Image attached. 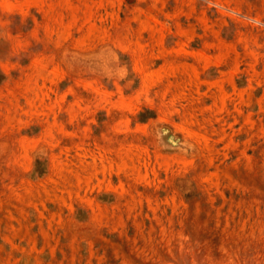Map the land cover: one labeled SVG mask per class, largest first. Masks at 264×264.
Here are the masks:
<instances>
[{"label":"rangeland","instance_id":"rangeland-1","mask_svg":"<svg viewBox=\"0 0 264 264\" xmlns=\"http://www.w3.org/2000/svg\"><path fill=\"white\" fill-rule=\"evenodd\" d=\"M199 1L0 0V215L27 225L7 264H264V55L185 36L212 8L263 37L264 8Z\"/></svg>","mask_w":264,"mask_h":264},{"label":"crops","instance_id":"crops-1","mask_svg":"<svg viewBox=\"0 0 264 264\" xmlns=\"http://www.w3.org/2000/svg\"><path fill=\"white\" fill-rule=\"evenodd\" d=\"M184 0H180L183 2ZM179 4V3H178ZM260 8H262L263 12V0L256 2ZM206 7H203V0L202 2H198V12L201 13L203 10H205ZM212 8H207L205 11H207V14L209 15L208 23H196V31H192L190 27H186L188 33L185 36H196V39L198 42H200L199 46L195 48L196 52H202L204 55H213L216 58L218 56L225 57L224 54L228 51H231L230 57L233 59H237V57H240V62H249L251 63L253 59H251L252 55L258 54L261 55L260 61L263 63L262 58L264 55V36H258L259 34L257 31L249 24L245 25L244 22L232 19L230 17L222 18L219 15H215L214 11L211 10ZM217 9V8H216ZM214 9L216 12L217 10ZM247 10H249L247 8ZM261 13V12H260ZM195 18L199 21V16L196 15ZM197 22V21H196ZM199 28V30L197 29ZM212 45H219V50H209L208 47ZM260 46V47H257ZM201 56H196L198 59ZM242 57V59H241ZM264 59V58H263ZM195 67L198 71V74L201 75L202 79L205 80L208 79L209 81H217L220 80L222 76V71H226L227 77H230V75H234V78L239 79L240 72L237 71V67L234 61H231L229 65L223 66L221 68H213L214 72L212 74H207V69L210 68V66H206V60H198L195 63ZM216 66V65H214ZM207 71V73H206ZM246 71V72H245ZM263 71V69H262ZM217 72L219 73L217 75ZM244 72V87H249L251 83H253V79H255L253 76H249L247 73V70L241 71ZM262 77V76H261ZM223 80V79H221ZM220 80V81H221ZM262 79H255L254 81L256 83H261ZM19 213H13V216L15 218L21 217L18 215ZM6 213H4L3 217L0 215V220H2L3 225L0 229L1 241H0V264H7L8 261L12 260L13 262H20L23 260L24 257H27V253H18L17 250H14L12 248V240L15 238V235H17L19 238H24L25 233L27 232V225L22 222V219L19 218L18 225L16 226L17 230L13 232H9L8 229L11 225H14L13 222H10L9 219L6 217ZM11 233V234H10ZM11 240H9V239ZM52 254V253H51Z\"/></svg>","mask_w":264,"mask_h":264},{"label":"water","instance_id":"water-1","mask_svg":"<svg viewBox=\"0 0 264 264\" xmlns=\"http://www.w3.org/2000/svg\"><path fill=\"white\" fill-rule=\"evenodd\" d=\"M157 137L159 142L166 147H183L181 137L176 135L167 125H161L158 127Z\"/></svg>","mask_w":264,"mask_h":264},{"label":"built area","instance_id":"built-area-1","mask_svg":"<svg viewBox=\"0 0 264 264\" xmlns=\"http://www.w3.org/2000/svg\"><path fill=\"white\" fill-rule=\"evenodd\" d=\"M228 11V13H233L234 15H236L237 17H244V18H247L248 20H250V21H253V22H255L256 24H258V25H260L259 23L261 22L260 20H258V19H252V18H250V17H246L245 15H242L241 13H238L236 10H233L232 11V9L230 10V9H228V8H226V12ZM263 25H264V23H263Z\"/></svg>","mask_w":264,"mask_h":264}]
</instances>
